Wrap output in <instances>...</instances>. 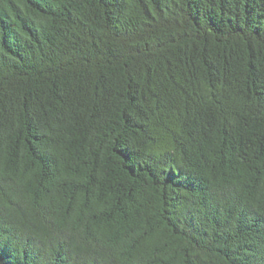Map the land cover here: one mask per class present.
I'll return each mask as SVG.
<instances>
[{
    "label": "trees",
    "instance_id": "1",
    "mask_svg": "<svg viewBox=\"0 0 264 264\" xmlns=\"http://www.w3.org/2000/svg\"><path fill=\"white\" fill-rule=\"evenodd\" d=\"M0 264H264V0H0Z\"/></svg>",
    "mask_w": 264,
    "mask_h": 264
}]
</instances>
